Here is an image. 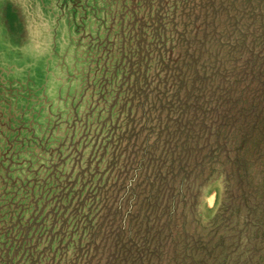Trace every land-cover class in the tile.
Instances as JSON below:
<instances>
[{"label":"rangeland","instance_id":"rangeland-1","mask_svg":"<svg viewBox=\"0 0 264 264\" xmlns=\"http://www.w3.org/2000/svg\"><path fill=\"white\" fill-rule=\"evenodd\" d=\"M165 1L0 0V264H73L89 242L82 216L100 215L104 230L122 221L116 148L124 163L153 140L155 55L178 40L175 21L160 16ZM200 162L162 189L187 192L175 200L184 228L175 235L264 264V172L233 150Z\"/></svg>","mask_w":264,"mask_h":264},{"label":"trees","instance_id":"trees-1","mask_svg":"<svg viewBox=\"0 0 264 264\" xmlns=\"http://www.w3.org/2000/svg\"><path fill=\"white\" fill-rule=\"evenodd\" d=\"M163 4L160 16L175 21L178 40L165 38V48L170 43V49L155 55L158 71L150 86L147 111L154 116L150 119L154 127L146 128L154 132V138L141 146L135 144L133 155L124 163L126 148L118 143L114 167L120 166L114 189L122 198L116 204L122 221L114 227L117 223L113 225L112 220V227L104 230L100 215L96 221L95 214L91 219L82 216V236L86 232L89 242L77 251L73 264H252L249 256L228 260L229 255L216 254L212 242L196 240L185 232V237L178 238L176 231L184 228L175 200L183 205L187 192L181 184L167 198L162 189H172L170 176L179 174L181 167L183 174L187 169L192 173L200 160L207 164L229 158L230 150L250 155L249 166L264 172V0H171ZM129 132L131 137L134 128ZM226 139L229 153L223 155L219 143ZM237 161L232 159L229 165L240 169Z\"/></svg>","mask_w":264,"mask_h":264}]
</instances>
